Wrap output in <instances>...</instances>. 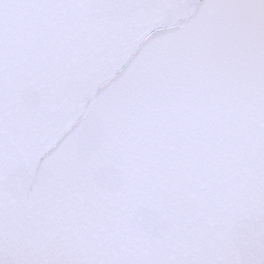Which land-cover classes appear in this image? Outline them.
Masks as SVG:
<instances>
[{
    "label": "water",
    "instance_id": "95a60500",
    "mask_svg": "<svg viewBox=\"0 0 264 264\" xmlns=\"http://www.w3.org/2000/svg\"><path fill=\"white\" fill-rule=\"evenodd\" d=\"M0 264H264V0H0Z\"/></svg>",
    "mask_w": 264,
    "mask_h": 264
}]
</instances>
